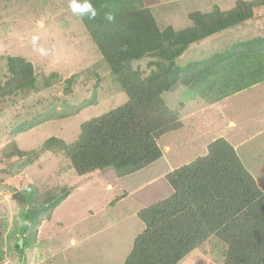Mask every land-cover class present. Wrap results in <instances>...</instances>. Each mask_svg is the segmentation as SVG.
Wrapping results in <instances>:
<instances>
[{
    "label": "rangeland",
    "instance_id": "rangeland-1",
    "mask_svg": "<svg viewBox=\"0 0 264 264\" xmlns=\"http://www.w3.org/2000/svg\"><path fill=\"white\" fill-rule=\"evenodd\" d=\"M236 1L138 0L137 4L150 9L159 28L180 30L191 26L190 12H210L215 6L227 10ZM33 36L39 38L35 44ZM256 36H264V6L243 23L191 44L174 62L184 65L210 57ZM41 47L49 54L42 56L36 50ZM10 56L32 63L40 87L43 77L51 73L57 77L51 78L49 87L0 97V264H123L145 227L138 211L172 192L164 175L206 154L207 144L218 137L235 147L264 190V80L234 93L213 84L210 77L193 87L173 86L162 96L181 127L157 139L160 159L114 180L98 171L77 175L61 151L42 148L51 136L72 142L81 123L127 100L69 1L0 0L1 82L10 77ZM155 61L156 57L146 56L129 66L145 76ZM13 147L26 155H7ZM63 187L70 188L69 195L32 234L37 223L33 227L27 210L11 194L25 191L34 200L36 196L56 200ZM32 203L27 209L35 207ZM225 254L226 244L213 234L177 264H223Z\"/></svg>",
    "mask_w": 264,
    "mask_h": 264
},
{
    "label": "trees",
    "instance_id": "trees-1",
    "mask_svg": "<svg viewBox=\"0 0 264 264\" xmlns=\"http://www.w3.org/2000/svg\"><path fill=\"white\" fill-rule=\"evenodd\" d=\"M137 1L90 0L97 10L95 19L77 14L127 96L118 107L81 123L72 142L51 136L42 143L44 150L61 151L77 175L98 171L115 180L160 159L157 139L181 127L162 96L173 86L193 87L210 77L213 84L220 83L234 93L264 80V36L236 41L210 57L184 65L174 62L191 44L251 18L264 0H237L227 10L215 6L210 12L192 11L188 14L191 26L180 30L159 28L150 9ZM106 13L114 19L106 20ZM146 56L157 61L142 76L129 63ZM7 70L10 77L0 81V97L49 87L51 78L57 77L55 73L43 77L40 87L32 63L20 56L8 57ZM206 150L164 175L172 192L138 211L145 227L134 238L123 264H177L213 234L226 244L223 264H264V190L226 139H214ZM7 155L21 157L26 152L13 147ZM62 189L63 195L56 200L51 196L34 200L21 191L26 216L33 227L37 223L28 233L33 229L36 235L40 222L51 219L69 195V187ZM31 203L35 207L27 209Z\"/></svg>",
    "mask_w": 264,
    "mask_h": 264
},
{
    "label": "clouds",
    "instance_id": "clouds-1",
    "mask_svg": "<svg viewBox=\"0 0 264 264\" xmlns=\"http://www.w3.org/2000/svg\"><path fill=\"white\" fill-rule=\"evenodd\" d=\"M69 8L74 14H79L81 17L87 16L88 19H95L97 15V10L96 8L93 7L92 3L90 0H84L83 3L80 2V0H70L69 2ZM105 19L108 21H112L114 19L113 15L111 13H106L105 14ZM39 38L37 36H33L32 40L33 43L35 44L36 41ZM42 56L48 55V50L44 48H37L36 49Z\"/></svg>",
    "mask_w": 264,
    "mask_h": 264
},
{
    "label": "water",
    "instance_id": "water-1",
    "mask_svg": "<svg viewBox=\"0 0 264 264\" xmlns=\"http://www.w3.org/2000/svg\"><path fill=\"white\" fill-rule=\"evenodd\" d=\"M11 197L15 201H18L22 205L23 210H25V208H26V201H25L24 197L21 195V193H19V192H13L11 194Z\"/></svg>",
    "mask_w": 264,
    "mask_h": 264
},
{
    "label": "crops",
    "instance_id": "crops-1",
    "mask_svg": "<svg viewBox=\"0 0 264 264\" xmlns=\"http://www.w3.org/2000/svg\"><path fill=\"white\" fill-rule=\"evenodd\" d=\"M215 106H216V104H215ZM232 125H235L234 124V121H232V122H230ZM235 148V147H234ZM236 150V149H235ZM248 155H250V154H248ZM89 174H91V173H89ZM256 180V179H255ZM107 187H108V184H107ZM108 188H111V187H108ZM112 189V188H111Z\"/></svg>",
    "mask_w": 264,
    "mask_h": 264
}]
</instances>
